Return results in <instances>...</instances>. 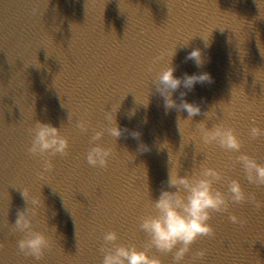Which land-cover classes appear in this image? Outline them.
<instances>
[{"label":"water","instance_id":"95a60500","mask_svg":"<svg viewBox=\"0 0 264 264\" xmlns=\"http://www.w3.org/2000/svg\"><path fill=\"white\" fill-rule=\"evenodd\" d=\"M168 2L0 0L3 264H101L99 246L107 230L118 231L122 243L144 247L138 221L148 214L159 94L153 87L150 105L139 103H148L154 73L162 66L152 60L163 53ZM120 102L119 125L142 131L152 151L139 153V142L128 133L117 145L105 137L114 157L108 168H92L84 158L91 129ZM132 109L136 115L129 119ZM78 119L90 123L88 134L75 130ZM35 121L65 125L71 145L69 155L54 158L53 171L42 176L41 161L27 153ZM19 189L45 197L40 230L57 226L50 229L55 246L39 262L19 252L21 235L11 231L17 209L25 206Z\"/></svg>","mask_w":264,"mask_h":264},{"label":"clouds","instance_id":"9594fccd","mask_svg":"<svg viewBox=\"0 0 264 264\" xmlns=\"http://www.w3.org/2000/svg\"><path fill=\"white\" fill-rule=\"evenodd\" d=\"M201 37L205 42V48L210 47L209 40L202 35ZM188 44L189 41L180 46L187 47ZM177 47L153 58L152 65L162 66L154 73L148 103L139 104L146 108L150 105V96L154 87L155 92L163 98L165 114L173 109L178 113H187L186 119L178 117L177 121L182 137L181 120L193 121V118L197 116H204L205 121L195 124L194 136L198 137L205 146H217L227 152L240 153L235 163L242 168L247 182L258 188L264 187V164L243 153V143L236 129L221 121V115L214 110L215 106L209 111H204L199 103L187 99L189 93L194 92L197 85H211L215 80L208 71L192 74L186 72L183 76H177V68L174 66ZM261 50L264 51V45L261 46ZM185 61H192L197 69H202L210 62V57L205 55L204 49L195 48L188 52ZM152 65H149L148 71L153 70ZM181 88L185 91H180ZM177 92H179L178 100L174 98ZM120 104L121 102L118 106L113 104L111 111H104L103 123L98 129H91L90 123L85 119H78L74 124L79 134H88L91 129V146L84 158L88 166L92 168L106 169L114 157L113 148L104 143L105 137L111 138L116 144L119 138L128 133L132 139L139 142V153L145 154L152 151V146L142 142V131L121 128L117 119ZM135 115L136 110L132 109L128 113V118L132 119ZM224 116L227 119H235L237 113L226 111ZM210 120L221 122L214 123L209 128L206 121ZM68 121H71L70 112ZM144 123H147V118ZM64 126L61 124L57 127L52 123L35 121L29 129L31 143L27 148V153L30 157L41 161L42 172L38 175L42 176L43 173L53 171L54 158L69 155L71 145L68 136L62 132ZM249 135L252 139H258L264 136V128L254 123L249 129ZM165 149L169 152L170 165L166 187L161 188L156 200L151 198L149 190L152 212L139 217L138 221L139 230L148 237L147 243L143 248H138L133 244L122 243L118 231H104L99 246L102 255L101 264H164L160 256L153 253L172 254L173 264H203L208 254L207 249L193 253V245L202 237L215 236V228L211 223L214 213L227 214L232 224L243 227L247 221L231 211L233 206L251 204L257 210L264 208V202L247 193L239 179L230 180L226 185V190L218 187L223 183L224 176L217 168L201 165L198 169L192 170L190 174L181 175L182 166L177 168L172 164L173 151L169 143L166 140L159 142L157 151ZM169 189H175V191ZM19 191L25 206L17 209L16 220L14 224H11V231L21 235L17 241L19 252L39 262L53 250L55 240L50 229H55L57 226L49 223L43 230L39 228L40 210L47 207L43 193L44 199L41 195L29 193L27 189H19ZM0 264H3L2 259H0Z\"/></svg>","mask_w":264,"mask_h":264}]
</instances>
